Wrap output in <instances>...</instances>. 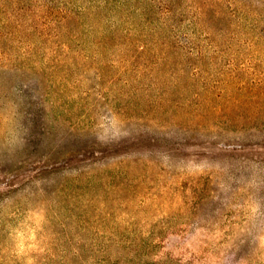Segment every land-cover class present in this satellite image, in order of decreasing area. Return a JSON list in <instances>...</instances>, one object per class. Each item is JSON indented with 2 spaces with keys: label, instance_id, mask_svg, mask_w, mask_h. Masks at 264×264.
<instances>
[{
  "label": "rangeland",
  "instance_id": "1",
  "mask_svg": "<svg viewBox=\"0 0 264 264\" xmlns=\"http://www.w3.org/2000/svg\"><path fill=\"white\" fill-rule=\"evenodd\" d=\"M240 4L174 61L68 21L0 46V264H264V0Z\"/></svg>",
  "mask_w": 264,
  "mask_h": 264
},
{
  "label": "trees",
  "instance_id": "2",
  "mask_svg": "<svg viewBox=\"0 0 264 264\" xmlns=\"http://www.w3.org/2000/svg\"><path fill=\"white\" fill-rule=\"evenodd\" d=\"M35 1L0 0V28L6 31L0 30V46L15 44L18 36L16 44L32 46V34L48 35L52 23L62 27L68 21V45L125 43L159 51L162 60L174 61L176 51L199 48V34L211 36L213 46L229 43L225 36L233 28L230 18L241 7L234 6L235 0H48L39 14ZM227 19L232 24L225 27ZM218 30L222 40H217Z\"/></svg>",
  "mask_w": 264,
  "mask_h": 264
}]
</instances>
